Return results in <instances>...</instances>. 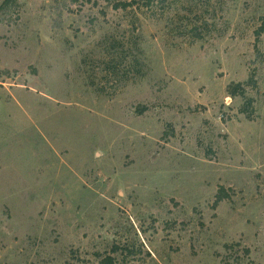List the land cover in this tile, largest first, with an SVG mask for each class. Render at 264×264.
<instances>
[{"label":"rangeland","instance_id":"374dc122","mask_svg":"<svg viewBox=\"0 0 264 264\" xmlns=\"http://www.w3.org/2000/svg\"><path fill=\"white\" fill-rule=\"evenodd\" d=\"M5 1L0 264H264V0Z\"/></svg>","mask_w":264,"mask_h":264},{"label":"trees","instance_id":"16d2710c","mask_svg":"<svg viewBox=\"0 0 264 264\" xmlns=\"http://www.w3.org/2000/svg\"><path fill=\"white\" fill-rule=\"evenodd\" d=\"M8 1L9 0H6L4 3H7ZM145 1H146L145 2L146 5H148V6H152L154 3V0H145ZM136 5L140 6V0H129L128 2L118 4L117 7L127 9L128 7H134ZM257 32H258V35H260L264 32V18H263V23ZM237 87H238V85H234V86L229 87V91L232 95H237V90H238ZM240 93L243 94L244 92L242 91ZM246 105H248V104H246ZM243 112L248 113V109L245 107L243 109ZM222 192H223V190L221 189L220 192L218 193L217 197H216L215 205L219 204L224 198L228 197L227 194H224ZM107 261H108V264H113V259L111 257H109L107 259Z\"/></svg>","mask_w":264,"mask_h":264}]
</instances>
